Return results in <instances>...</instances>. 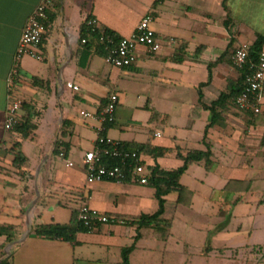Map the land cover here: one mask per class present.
<instances>
[{
	"label": "crops",
	"instance_id": "crops-1",
	"mask_svg": "<svg viewBox=\"0 0 264 264\" xmlns=\"http://www.w3.org/2000/svg\"><path fill=\"white\" fill-rule=\"evenodd\" d=\"M41 1L0 0V262L11 253V264H122V251L133 247L129 264H174L171 255L179 245L173 242L176 217L183 208H193L197 195L219 206L217 217L225 203L240 197V203L249 204L250 197L257 210L255 229L264 231L263 216L258 217L264 203L257 205L264 195V90L254 118L230 100L217 107V120L207 129L212 114L203 107L238 81L232 54L264 35V0H54L48 10L47 40L40 47L43 60L26 55L20 62L17 93L33 108L36 125L23 139L5 129L8 79L23 29ZM148 13L163 44L160 53L147 56L141 47L137 62L124 69L106 64L95 53L80 65V30L88 18L128 36ZM214 63L211 81L204 85ZM33 78L44 83L34 86ZM67 83L79 91L67 88ZM112 94L118 103L106 137L163 150L157 157L143 155L148 167L178 169L183 165L178 154L210 146L211 169L195 164L180 179L193 193L190 206L178 204L176 194L166 197L162 218L171 222L166 241L153 233L156 230L136 223L158 209L153 188L133 182H86L84 156L95 145L99 124L83 120L80 112H99ZM150 109L159 115L154 121ZM16 141L28 159L21 170L14 167L9 152ZM57 142L66 148V158L54 154ZM186 178L197 186L186 184ZM237 182H249L250 190H241ZM87 197L92 208L113 222L96 231H78L68 241L36 236L39 226L69 225ZM247 234L250 242L229 244L264 252V240Z\"/></svg>",
	"mask_w": 264,
	"mask_h": 264
},
{
	"label": "built area",
	"instance_id": "built-area-1",
	"mask_svg": "<svg viewBox=\"0 0 264 264\" xmlns=\"http://www.w3.org/2000/svg\"><path fill=\"white\" fill-rule=\"evenodd\" d=\"M54 0H42L34 12L29 16L26 26L23 29L16 56L15 64L8 79V105L6 113L5 129L14 132L15 127L20 124V114L23 99L17 93L19 80V67L22 58L26 55L42 61L43 54L40 50L43 42L47 40L50 28L48 10ZM154 16L146 14L136 26L135 30L128 36H122L115 40L111 34H104L100 41L106 43L108 53L104 57L106 64L124 69L134 65L139 58V48H143L147 56L158 54L163 49L162 42L157 38L153 29ZM88 25L100 28L97 21L92 19ZM82 40V43H85ZM249 56V45L242 44L232 54V62L236 67H242ZM67 88L79 91V87L67 83ZM264 90V51L259 54L257 63L253 66V72L247 77V86L236 100L238 108L242 111L253 110L259 113L258 103L261 93ZM118 103V96H109L106 104L99 112L81 111L80 117L89 122L99 124L96 128L97 140L91 151L85 153L84 166L86 170V182L94 184L102 181L133 182L140 185H147L149 171L144 165L143 154L128 150L123 143L111 140L101 135L104 132L105 123L115 122V112ZM63 158V154L60 155ZM118 160L117 164L110 161ZM73 163H68L72 166ZM90 197L80 206L78 220L88 231H96L102 225H108L113 219L89 205ZM63 241V240H60Z\"/></svg>",
	"mask_w": 264,
	"mask_h": 264
},
{
	"label": "trees",
	"instance_id": "trees-1",
	"mask_svg": "<svg viewBox=\"0 0 264 264\" xmlns=\"http://www.w3.org/2000/svg\"><path fill=\"white\" fill-rule=\"evenodd\" d=\"M50 20H53V15L50 17ZM93 18H88L85 23L83 24L80 30V50H81V57H80V65L84 67L87 58L92 54L95 53L101 57H105L108 53L106 43L100 41V38L104 34H111L115 40L120 39L122 36L117 34L116 32L105 29V28H95L91 25H88V21L92 20ZM226 23V22H225ZM82 40H85V43H82ZM264 51V35L258 34L256 36L255 41L252 44H249V56L246 63L242 67H237L240 73V77L238 81L229 86V91L224 93L220 96V98L212 103L211 106L203 107L206 110H209L212 114L210 123L207 129L216 122L217 120V107L226 103L228 101H233L235 107L245 113L246 115L254 118L259 113H255L253 110L242 111L238 108L236 104L237 98L240 94L244 91L247 86V77L253 72V66L257 63L259 54ZM221 61V60H220ZM219 62V61H218ZM216 63L209 66V78L208 82L204 85L209 84L211 81V67ZM19 81V80H18ZM32 83L34 86H41L44 82L38 78H33ZM203 85V86H204ZM201 96V94H200ZM107 102V101H106ZM259 106V105H258ZM32 111L33 108L31 105L23 100L21 112L20 114V124L15 127V132L18 133L23 139H27L31 136L34 131L36 130V125L32 122ZM152 113L151 120L154 121L158 115L153 109H150ZM114 123H105L104 124V132L101 135L106 136V131L109 129L111 125ZM124 147L128 150L135 151L139 154H148L152 155L153 157H157L162 155L164 152L161 149L151 148L150 145H138V144H127L123 143ZM63 144L61 142H57L55 144L54 154L60 156L63 154V158H66V148L61 149ZM11 155L14 157V167L18 170L25 168L28 164V159L22 152V145L20 142H14L11 150L9 151ZM178 157L183 161V165L178 169L174 170H165L155 165L153 167H148L145 162L144 165L146 166L147 170L149 171L148 176V183L147 185L150 186L155 190V198L158 202V209L155 213L151 215H142L136 220V223L140 227H150L152 230H156L153 233L158 234V238L162 241L168 240L170 237V229H171V222L164 220L162 217L165 213V205H166V197L170 194L177 195V203L182 204L184 206H190L192 201L193 193L184 185L181 184L180 179L181 177L187 172L190 166L195 164H203L205 169L209 171L213 165L211 160L212 152L210 146L206 144V150H193L188 152L186 155L178 154ZM111 164H117L118 160L110 161ZM230 182L229 184H232ZM228 184V185H229ZM240 189L244 191L250 190V183H240ZM264 195H260L259 202L257 203L258 206H261L264 203ZM242 199L240 197L236 198L234 201L225 203L222 208L220 209V214L223 215L226 213L227 209H232L235 205L240 203ZM86 230L83 225L78 220V213L74 215L71 223L69 225H59V224H50V225H42L36 228L35 234L38 237L53 239V240H63L68 241L73 238L74 234L78 231ZM133 247L124 249L122 251L123 263L122 264H129V254L131 253ZM5 256V255H4ZM12 254L10 253L9 256H5L0 262V264H11Z\"/></svg>",
	"mask_w": 264,
	"mask_h": 264
},
{
	"label": "rangeland",
	"instance_id": "rangeland-1",
	"mask_svg": "<svg viewBox=\"0 0 264 264\" xmlns=\"http://www.w3.org/2000/svg\"><path fill=\"white\" fill-rule=\"evenodd\" d=\"M36 64L38 67L43 66L41 62H36ZM184 181L190 186L191 184L194 187L197 186L193 179L186 178ZM199 188L201 189L200 185ZM249 201L250 197L248 198L249 204L239 203L232 209L228 208L222 216L217 217L216 212L219 206L210 202L205 203L206 201L197 195L194 198L192 209L183 208L177 214L173 228L175 233L173 242L179 245L176 246L177 253L171 255L172 263L264 264V252L260 250L261 248L257 247V250L253 252L244 248L234 249L235 245L229 244L233 240L250 242L248 232H252V240H264V231L255 229L256 205L250 204ZM258 213H261L258 217L263 216L260 220L262 226L264 225V207H261ZM238 230L241 231L240 235H237ZM2 253L3 251L0 255Z\"/></svg>",
	"mask_w": 264,
	"mask_h": 264
}]
</instances>
